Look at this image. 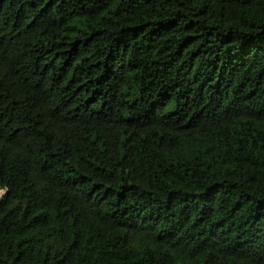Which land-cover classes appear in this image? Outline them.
Here are the masks:
<instances>
[{
  "label": "trees",
  "instance_id": "16d2710c",
  "mask_svg": "<svg viewBox=\"0 0 264 264\" xmlns=\"http://www.w3.org/2000/svg\"><path fill=\"white\" fill-rule=\"evenodd\" d=\"M0 264H264V0H0Z\"/></svg>",
  "mask_w": 264,
  "mask_h": 264
}]
</instances>
